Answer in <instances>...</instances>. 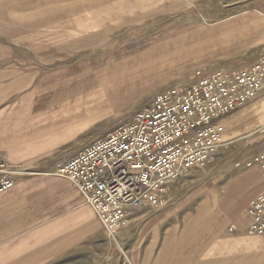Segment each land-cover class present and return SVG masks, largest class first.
<instances>
[{
	"label": "crops",
	"instance_id": "1",
	"mask_svg": "<svg viewBox=\"0 0 264 264\" xmlns=\"http://www.w3.org/2000/svg\"><path fill=\"white\" fill-rule=\"evenodd\" d=\"M76 1L0 0V162L18 166L53 156L76 137L71 123H65V110L75 101L68 102L65 94L72 93L73 83L53 88L55 79L64 77L54 68L79 60L98 45H110L107 54L114 53L121 38L119 3L88 7ZM139 51L123 61L146 53ZM25 94L46 101L33 109ZM263 101L264 94L240 108L233 121L259 122L254 107ZM220 124L227 140V117ZM253 174L247 172V178ZM49 176L55 179L18 182L19 177L14 189L0 195V264H264V237L249 235V214L239 216L264 190L261 171L252 192L230 209L223 208L227 185L200 187L185 199L194 202L193 210L184 201L146 218L137 216L131 228L114 237L71 181ZM178 190L173 188L174 195ZM215 190L217 205L211 200ZM133 221H142L141 228L132 229Z\"/></svg>",
	"mask_w": 264,
	"mask_h": 264
},
{
	"label": "rangeland",
	"instance_id": "2",
	"mask_svg": "<svg viewBox=\"0 0 264 264\" xmlns=\"http://www.w3.org/2000/svg\"><path fill=\"white\" fill-rule=\"evenodd\" d=\"M113 1L114 4L119 3L121 17V38L119 44L114 43V49L117 50L107 54L110 45H98L77 61L57 63L54 69L61 70L64 77L55 79L58 84L53 88H57L59 84L66 86L73 83L70 86L72 93L65 94V99L68 98L67 101L70 102L77 100L80 95L76 94L77 91L81 92V96L87 94L91 87L95 88L96 81L102 76L104 78L105 74H108L107 77L112 76V72H116L120 65L130 62L135 64V60L140 59L138 65H146V69L137 72L120 90L105 93L103 101L87 105L84 115L77 116L79 111L69 109L65 123H71L72 130L77 131L76 137L53 156L51 154L49 157H37L18 163L19 167L29 171L18 182L37 178L55 179L49 175H53L59 164L70 159L90 142L128 123L136 113L150 106L160 92L176 85L189 86L196 70H239L252 65L264 52V0ZM113 1L83 0V5L88 3V7L112 6ZM134 1L145 6L139 7ZM76 3L81 6L80 0ZM143 9L147 10L146 13H142ZM78 15L77 13L74 16ZM109 24L112 25V22ZM109 39L106 38V41ZM139 50L146 53L137 56L135 60L123 61L125 56L132 58L131 54L134 52L139 54ZM115 59L120 61H112ZM75 82L78 87L77 83L74 86ZM26 97L29 98V95L25 94L24 101L31 102L33 109L42 107L46 101L35 98L30 100ZM254 108L259 122L252 118L233 121L241 109L226 116L227 148L206 167L194 169L177 181L173 187L179 189L178 193L174 195L173 191L172 201L165 209L187 201L188 210H193L194 202L185 199H189L197 188L214 184L220 188L227 185L228 196L223 200L224 209L237 205L252 192V183L261 177L260 171L258 167L248 168L246 164L264 151V131L260 130L264 126V101ZM1 162L15 165L9 161ZM249 171L254 173L251 179L247 178ZM260 192L251 198L239 216L247 215L252 200ZM214 195L217 196V190ZM219 202L220 200H213L215 205ZM165 209H129L130 216L121 230L131 228L130 221L134 218L147 214L146 218ZM141 223L142 221H133L132 229L141 228ZM118 252L121 254L122 250Z\"/></svg>",
	"mask_w": 264,
	"mask_h": 264
},
{
	"label": "built area",
	"instance_id": "3",
	"mask_svg": "<svg viewBox=\"0 0 264 264\" xmlns=\"http://www.w3.org/2000/svg\"><path fill=\"white\" fill-rule=\"evenodd\" d=\"M264 94V52L239 70L199 69L189 86L176 85L154 97L126 124L87 144L53 176L71 181L87 199L104 231L114 237L129 209L162 210L174 184L209 165L227 148L220 120ZM246 167L264 178V151ZM26 174L0 162V195ZM248 234L264 237V190L251 202Z\"/></svg>",
	"mask_w": 264,
	"mask_h": 264
},
{
	"label": "bare ground",
	"instance_id": "4",
	"mask_svg": "<svg viewBox=\"0 0 264 264\" xmlns=\"http://www.w3.org/2000/svg\"><path fill=\"white\" fill-rule=\"evenodd\" d=\"M138 63H140V59L135 60L136 66H135L134 62L133 63L130 62V63H127L125 65H120L118 67L117 71L115 70L116 72H112V74H113L112 76L107 77L108 74H105L104 78L102 76V78H100L99 81L95 82L97 85L94 84L95 85L94 89H92V87H91V89H89L87 94L80 96V99H77L73 103H71L70 104L71 106L69 108H71V110L74 109V110H72L74 112L79 111L76 113L77 116L82 115L84 112H86L87 105H93L99 101H103L105 93H109L112 91L116 92V90H120V88L124 87L125 85H127L129 83V81L131 80L132 77H134L138 74L137 72L144 71V69H146V65H142V64L138 65ZM85 84H87V83H85ZM82 91H84V90H82ZM92 93H94V94L90 96L89 94H92ZM119 97H120V95H119ZM106 98H108V97H106ZM68 110H65V111L68 112ZM260 130L264 131V126H261ZM213 197H214V199H213L214 202H215V200H220V198L216 195H214Z\"/></svg>",
	"mask_w": 264,
	"mask_h": 264
}]
</instances>
